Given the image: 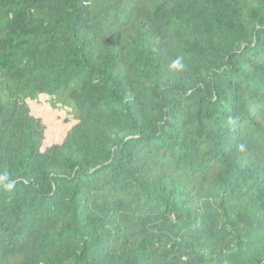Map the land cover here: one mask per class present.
Segmentation results:
<instances>
[{
  "label": "trees",
  "instance_id": "trees-1",
  "mask_svg": "<svg viewBox=\"0 0 264 264\" xmlns=\"http://www.w3.org/2000/svg\"><path fill=\"white\" fill-rule=\"evenodd\" d=\"M0 264H264V0H0Z\"/></svg>",
  "mask_w": 264,
  "mask_h": 264
},
{
  "label": "rangeland",
  "instance_id": "rangeland-1",
  "mask_svg": "<svg viewBox=\"0 0 264 264\" xmlns=\"http://www.w3.org/2000/svg\"><path fill=\"white\" fill-rule=\"evenodd\" d=\"M29 106L32 115L44 125L42 149L60 143L75 124L72 111L49 97L41 96L37 101L29 102Z\"/></svg>",
  "mask_w": 264,
  "mask_h": 264
}]
</instances>
